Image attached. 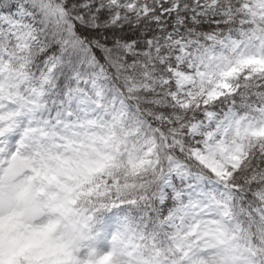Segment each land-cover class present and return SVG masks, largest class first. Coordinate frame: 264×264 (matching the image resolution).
<instances>
[{
	"label": "snow or ice",
	"instance_id": "6c2138e0",
	"mask_svg": "<svg viewBox=\"0 0 264 264\" xmlns=\"http://www.w3.org/2000/svg\"><path fill=\"white\" fill-rule=\"evenodd\" d=\"M0 226L42 264H264V0H0Z\"/></svg>",
	"mask_w": 264,
	"mask_h": 264
},
{
	"label": "clouds",
	"instance_id": "9594fccd",
	"mask_svg": "<svg viewBox=\"0 0 264 264\" xmlns=\"http://www.w3.org/2000/svg\"><path fill=\"white\" fill-rule=\"evenodd\" d=\"M7 231V226H0V232L6 234ZM3 243L5 254L8 248L11 247L15 250V258L27 261V264H42L47 255V252L44 250H41V252L37 254L34 241L26 234H15L10 239L3 241Z\"/></svg>",
	"mask_w": 264,
	"mask_h": 264
},
{
	"label": "rangeland",
	"instance_id": "374dc122",
	"mask_svg": "<svg viewBox=\"0 0 264 264\" xmlns=\"http://www.w3.org/2000/svg\"><path fill=\"white\" fill-rule=\"evenodd\" d=\"M5 255H7V260L4 259ZM15 259V250L9 247L5 254L4 243L0 239V264H12Z\"/></svg>",
	"mask_w": 264,
	"mask_h": 264
},
{
	"label": "trees",
	"instance_id": "16d2710c",
	"mask_svg": "<svg viewBox=\"0 0 264 264\" xmlns=\"http://www.w3.org/2000/svg\"><path fill=\"white\" fill-rule=\"evenodd\" d=\"M12 264H16V259L14 260V262Z\"/></svg>",
	"mask_w": 264,
	"mask_h": 264
}]
</instances>
